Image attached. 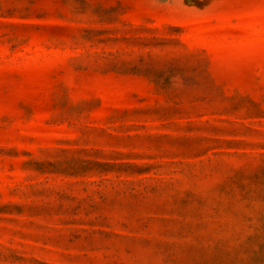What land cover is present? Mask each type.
Segmentation results:
<instances>
[{
  "label": "rangeland",
  "instance_id": "1",
  "mask_svg": "<svg viewBox=\"0 0 264 264\" xmlns=\"http://www.w3.org/2000/svg\"><path fill=\"white\" fill-rule=\"evenodd\" d=\"M0 264H264V0H0Z\"/></svg>",
  "mask_w": 264,
  "mask_h": 264
}]
</instances>
